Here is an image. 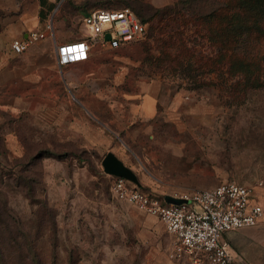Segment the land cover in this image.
Masks as SVG:
<instances>
[{
	"label": "rangeland",
	"instance_id": "obj_1",
	"mask_svg": "<svg viewBox=\"0 0 264 264\" xmlns=\"http://www.w3.org/2000/svg\"><path fill=\"white\" fill-rule=\"evenodd\" d=\"M42 1L41 28L66 40L86 35L87 12L124 6L148 33L43 75L41 94L0 73V264H177L163 223L113 194L103 161L159 197L264 182V46L250 53L245 34L264 1ZM147 89L163 96L151 118L136 113Z\"/></svg>",
	"mask_w": 264,
	"mask_h": 264
},
{
	"label": "built area",
	"instance_id": "obj_2",
	"mask_svg": "<svg viewBox=\"0 0 264 264\" xmlns=\"http://www.w3.org/2000/svg\"><path fill=\"white\" fill-rule=\"evenodd\" d=\"M82 24L87 32L85 38L58 46L57 62L61 70L89 60L91 51L97 46L122 48L143 40L148 33V23L128 6L114 10L94 9L83 15ZM49 30L53 31L52 23L47 25L45 32ZM106 35H110L109 40L105 39ZM44 37V32H32L27 40L14 39L10 50L18 56ZM112 177V192L119 200L163 223L173 239L172 257L177 264H244L232 254L224 236L259 225L264 210L256 200V192L264 182L253 187L229 181L210 189L174 196L185 202L173 204L125 178Z\"/></svg>",
	"mask_w": 264,
	"mask_h": 264
},
{
	"label": "crops",
	"instance_id": "obj_3",
	"mask_svg": "<svg viewBox=\"0 0 264 264\" xmlns=\"http://www.w3.org/2000/svg\"><path fill=\"white\" fill-rule=\"evenodd\" d=\"M41 6L42 0H0V73L32 80L34 94H41L43 75L60 71L57 62L58 46L76 41L66 40L63 35L55 32L54 28L51 33L45 32L41 28ZM32 32H44L45 37L31 45L24 53L23 60L19 62L11 52L10 45L14 39L27 40ZM55 79L50 78L49 83H54ZM162 97L160 91L145 90L136 113L143 117H153L157 114V106ZM96 120L97 123H102L98 118ZM256 200L264 210V186L257 190ZM224 238L232 254L244 264H264V214L257 227L230 232L225 234Z\"/></svg>",
	"mask_w": 264,
	"mask_h": 264
},
{
	"label": "water",
	"instance_id": "obj_4",
	"mask_svg": "<svg viewBox=\"0 0 264 264\" xmlns=\"http://www.w3.org/2000/svg\"><path fill=\"white\" fill-rule=\"evenodd\" d=\"M106 40L110 39V35H106ZM104 171L105 173L115 176V177H121L125 178L128 181L139 185L138 177L137 175L129 168L127 167L120 159L116 157L113 153L109 154L103 161ZM165 201L167 203H173V204H181L185 201L183 199L175 198L174 196H165Z\"/></svg>",
	"mask_w": 264,
	"mask_h": 264
},
{
	"label": "trees",
	"instance_id": "obj_5",
	"mask_svg": "<svg viewBox=\"0 0 264 264\" xmlns=\"http://www.w3.org/2000/svg\"><path fill=\"white\" fill-rule=\"evenodd\" d=\"M258 1L263 2L264 0H258ZM42 5H43V1H42ZM135 11L143 21L147 22V20L137 10ZM42 13L43 12L41 10L40 13L41 21L44 19ZM259 16L260 17L258 18H250L246 21V33H245L246 41H247L246 46L248 47L250 53H252L253 50H260V48L264 46V44H262V42L264 41V28H263L264 16L262 14H259ZM251 57L254 58V56Z\"/></svg>",
	"mask_w": 264,
	"mask_h": 264
}]
</instances>
